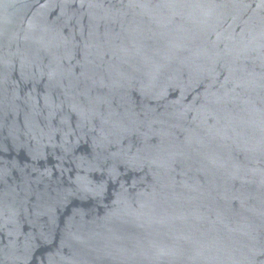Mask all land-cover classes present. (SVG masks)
I'll use <instances>...</instances> for the list:
<instances>
[{
	"label": "water",
	"instance_id": "95a60500",
	"mask_svg": "<svg viewBox=\"0 0 264 264\" xmlns=\"http://www.w3.org/2000/svg\"><path fill=\"white\" fill-rule=\"evenodd\" d=\"M0 264H264V0H0Z\"/></svg>",
	"mask_w": 264,
	"mask_h": 264
}]
</instances>
